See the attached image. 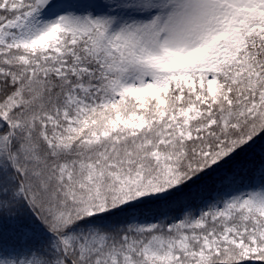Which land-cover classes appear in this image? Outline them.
I'll list each match as a JSON object with an SVG mask.
<instances>
[{"label":"snow or ice","instance_id":"obj_1","mask_svg":"<svg viewBox=\"0 0 264 264\" xmlns=\"http://www.w3.org/2000/svg\"><path fill=\"white\" fill-rule=\"evenodd\" d=\"M0 264H264V0H0Z\"/></svg>","mask_w":264,"mask_h":264}]
</instances>
